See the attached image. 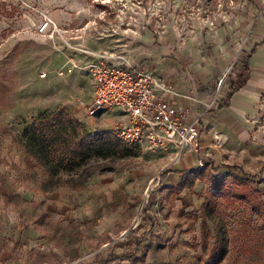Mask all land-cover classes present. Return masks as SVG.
<instances>
[{"label":"rangeland","instance_id":"rangeland-1","mask_svg":"<svg viewBox=\"0 0 264 264\" xmlns=\"http://www.w3.org/2000/svg\"><path fill=\"white\" fill-rule=\"evenodd\" d=\"M82 1L85 9L67 20L68 30L41 33L45 3L0 0V264H101L126 252L134 257L111 264H264V139L243 163L225 158L257 176L236 188L252 190L255 209L232 190L209 186V170L237 184L243 172L226 163L217 170L202 165L201 174L176 188L181 174L170 170L200 168L199 144L176 154L122 141L123 149L90 155L48 180L17 139L32 116L60 108L86 131L114 135L110 129L123 118L118 108L86 115L93 92L88 72L56 73L66 54L93 56L77 46L132 63L152 61L155 68H206L205 95L173 86L201 116L225 95L239 50L264 43L261 13L247 10L249 1L264 0Z\"/></svg>","mask_w":264,"mask_h":264},{"label":"built area","instance_id":"built-area-1","mask_svg":"<svg viewBox=\"0 0 264 264\" xmlns=\"http://www.w3.org/2000/svg\"><path fill=\"white\" fill-rule=\"evenodd\" d=\"M41 18L38 32H60L55 21L46 13H42ZM69 43V40H64L63 45ZM76 49L93 56L87 58L66 54L56 73L61 76L80 67L92 77L93 92L85 105L87 116L118 108L124 117L110 130L121 141L145 144L152 150L173 151L176 154L185 148H197L201 133L200 117L197 113L187 117V108L164 98L166 94L176 93L171 84L164 82L144 65L132 63L121 54L107 50L96 53L83 46ZM39 75L44 77L46 72L40 71ZM212 104L207 103V106L211 107ZM198 162L199 167L203 165L202 161Z\"/></svg>","mask_w":264,"mask_h":264},{"label":"crops","instance_id":"crops-1","mask_svg":"<svg viewBox=\"0 0 264 264\" xmlns=\"http://www.w3.org/2000/svg\"><path fill=\"white\" fill-rule=\"evenodd\" d=\"M38 1L42 4L45 3V8L42 12L47 11L58 28L64 30H68L69 27H71L67 20L79 15L81 9H85L82 0ZM248 4L247 10L249 13L254 11V13L257 14L260 12L264 22V12L261 11L264 4L262 2L250 1ZM236 56L238 59L233 63L236 67L239 66L241 59L250 56L248 58L250 66L248 78L245 83L241 85L240 89L230 94L227 99L228 87L226 79L225 95L222 96L215 107L206 111L201 116L199 115V127L201 132L199 147L201 149L199 155H196V157H198L197 161L203 162V166L209 165V167H219L222 163H226L227 168L228 166L234 165L239 167L242 172H245L246 170L242 167L241 163L243 162L241 159L248 156L250 151L256 149L264 139V131L259 129L262 125L261 119L264 112V98L262 97V93H264V43H261L260 47L254 45L248 52L240 49ZM137 62L144 65L154 74H157L164 82L171 84L180 91H190L194 94H200L205 91L204 95L207 93L208 78H211V76L207 73L206 68L197 70L195 68L180 67L175 69L168 65L163 67L159 65L158 68H155L153 66L155 64L152 61L139 60ZM157 63L160 64L158 61ZM195 77H202L203 81L199 83L195 81ZM164 98L175 103L179 107L183 106L187 108V117H191L197 112L196 106L187 98L174 94H166ZM119 115L122 118L123 114L121 111H119ZM26 156L29 157L28 155ZM225 158H230L231 160L235 158L240 160L241 163H233L230 159L226 160ZM183 170L171 169L170 171L180 173V171Z\"/></svg>","mask_w":264,"mask_h":264},{"label":"trees","instance_id":"trees-1","mask_svg":"<svg viewBox=\"0 0 264 264\" xmlns=\"http://www.w3.org/2000/svg\"><path fill=\"white\" fill-rule=\"evenodd\" d=\"M261 11L264 12V6ZM249 57L241 59L239 66L233 65L229 68L226 99L234 91L240 89L248 78L250 72ZM17 139L22 151L31 157L32 160L34 159L43 168L44 172L48 174V180L57 170L73 168V166L78 165L80 161L90 155H108L115 148L123 149L125 147L124 142L108 131L100 133L86 131L81 122L73 120L63 108L43 111L36 116H32L31 121L22 129ZM228 167L242 172L237 166ZM213 168L217 170L218 166L210 167V169ZM201 169L202 167L196 169L195 172L193 170L180 171L182 180L175 185L176 188L184 187L186 184L185 178L192 176L193 173L198 176V174L202 173ZM207 175L209 177V186L215 192L222 190L229 194V190H232L233 196L241 200L245 199L247 202L249 201L252 209L259 205L254 195L248 197L252 190L243 187L240 190L236 189L246 184L248 179L255 180L257 176L243 172L241 175H236L234 179L237 184L232 186L230 184L227 185V182L224 181L225 179L218 172L212 173V170H209ZM217 251L219 253L223 252L222 248ZM132 257H134L132 252L113 254L105 258L101 264H111L113 261L131 259Z\"/></svg>","mask_w":264,"mask_h":264}]
</instances>
